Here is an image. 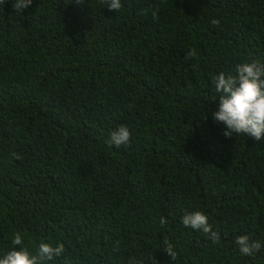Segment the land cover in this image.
<instances>
[{"label": "trees", "instance_id": "1", "mask_svg": "<svg viewBox=\"0 0 264 264\" xmlns=\"http://www.w3.org/2000/svg\"><path fill=\"white\" fill-rule=\"evenodd\" d=\"M14 3L0 0V257L19 232L32 254L64 244L45 264H264V137L226 138L212 116L215 76L264 65V0ZM120 126L130 141L109 145ZM195 211L219 242L183 225ZM241 235L262 248L242 254Z\"/></svg>", "mask_w": 264, "mask_h": 264}, {"label": "clouds", "instance_id": "2", "mask_svg": "<svg viewBox=\"0 0 264 264\" xmlns=\"http://www.w3.org/2000/svg\"><path fill=\"white\" fill-rule=\"evenodd\" d=\"M82 3L83 0H76ZM109 10L119 11L122 7L121 0H106ZM32 0H15L13 7L21 11L29 7ZM218 23V21H213ZM195 50L188 52V57L195 56ZM215 89L219 95L218 109L212 113L213 119L225 126L223 135L230 138L234 133L238 136L244 134L255 140L264 137V65L259 63H243L237 65L235 74L224 72L214 77ZM131 133L125 126H120L110 134L109 145L119 147L130 141ZM165 221L162 219L161 223ZM185 227L201 230L208 234L213 243L219 242L220 234L212 230L208 217L195 211L186 213L182 217ZM235 243L239 251L244 255H253L262 248L259 241L250 240L247 235L236 237ZM13 248L3 257H0V264H45L54 262L61 257L65 251L63 243L53 246L51 243L41 242L36 254L24 248L23 238L19 232L14 234L12 239ZM17 246H20L17 248ZM168 254L175 259V253L171 245L165 248Z\"/></svg>", "mask_w": 264, "mask_h": 264}]
</instances>
